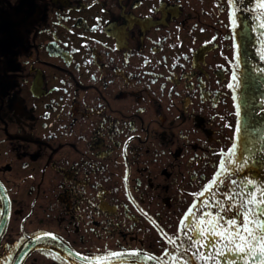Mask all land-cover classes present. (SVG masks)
I'll list each match as a JSON object with an SVG mask.
<instances>
[{
	"label": "flooded vegetation",
	"instance_id": "obj_1",
	"mask_svg": "<svg viewBox=\"0 0 264 264\" xmlns=\"http://www.w3.org/2000/svg\"><path fill=\"white\" fill-rule=\"evenodd\" d=\"M220 2L0 0V264L175 251L165 234L184 240L180 220L207 198L191 193L232 143L234 91L245 122L264 121V37L235 67L254 13L230 27Z\"/></svg>",
	"mask_w": 264,
	"mask_h": 264
},
{
	"label": "snow or ice",
	"instance_id": "obj_2",
	"mask_svg": "<svg viewBox=\"0 0 264 264\" xmlns=\"http://www.w3.org/2000/svg\"><path fill=\"white\" fill-rule=\"evenodd\" d=\"M226 3L230 27H236L239 19L236 13H254L251 24L245 22V17L236 28L232 48L236 50L234 64L238 68L241 56L246 54L244 49L252 42L251 34L259 32L260 37H264V0H255L254 8L246 7L245 0H226ZM216 6L222 9L223 0ZM262 49H257V52L264 60ZM254 71L264 72V69ZM227 88H242L237 71L231 72ZM244 99L247 101V96ZM232 100L235 124L224 125L233 128L232 143L226 151L220 149L213 153L220 156L217 170L201 191L191 193L194 197L207 198L190 205L180 220L178 231L183 232L184 240L177 244L165 234L168 244L175 248L170 252L162 247V254L168 259L142 249L107 251L91 257L77 253L84 264H148L149 261H155V264H190V259L196 264H220L221 258L226 256L232 257L227 264H264V155H261L264 153V121L255 119L257 113L253 109L247 113L245 122L235 91ZM257 176L259 181L255 179ZM225 179L228 180L227 185ZM3 189L4 185L0 184V191ZM185 220L192 222L186 224ZM43 236L52 234L43 233ZM52 239L57 237L52 236Z\"/></svg>",
	"mask_w": 264,
	"mask_h": 264
}]
</instances>
